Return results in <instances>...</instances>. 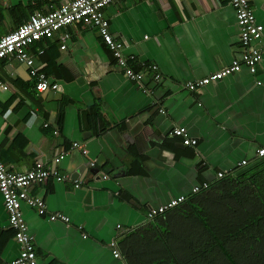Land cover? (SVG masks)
<instances>
[{
    "label": "crops",
    "instance_id": "0c3cea01",
    "mask_svg": "<svg viewBox=\"0 0 264 264\" xmlns=\"http://www.w3.org/2000/svg\"><path fill=\"white\" fill-rule=\"evenodd\" d=\"M65 1L4 0L0 37L31 13ZM251 2L264 24V0ZM104 10L110 31L129 45L126 53L158 66L160 80L145 73L147 89L125 75L97 28L80 23L63 28L70 34L66 49L56 33L40 43L44 54L31 51L57 90L38 91L27 64L0 61V79L9 85L7 90L0 86V160L23 172L37 163L51 166L58 152L67 150L57 166L60 173L83 180L76 188L74 181L49 177L32 187L31 194L43 197L50 212L70 217L68 224L50 221L23 205L39 264H224L228 261L218 247L206 241L204 217L193 208L152 219L147 213L210 182L215 186L204 191L199 207L214 220L218 199L228 188L236 189L219 182L222 178L243 170L259 178L264 53L255 73L243 67L190 91L185 83L240 56V27L230 0H118ZM132 65L142 69L139 62ZM178 127L198 143L185 145L174 133ZM75 141L88 155L71 148ZM242 160L248 164L239 167ZM219 171L225 175L218 177ZM231 205L237 204L231 200ZM19 254L0 193V264H15Z\"/></svg>",
    "mask_w": 264,
    "mask_h": 264
},
{
    "label": "built area",
    "instance_id": "2783aa9c",
    "mask_svg": "<svg viewBox=\"0 0 264 264\" xmlns=\"http://www.w3.org/2000/svg\"><path fill=\"white\" fill-rule=\"evenodd\" d=\"M3 1L0 0V4ZM116 1L118 0H69L63 2L59 7L49 9L45 13L41 11L31 13L27 21L15 30L0 37V61L3 59H16L27 64L31 68V74L37 79L36 88L38 91L57 90L59 85L51 82L47 74L35 65V57L31 51L33 50L40 55L44 54L45 49L41 47L40 43L45 38H53L56 33H59L62 42L61 48L66 49L70 34L64 32L63 28L73 23H80L97 28L103 42L112 51L117 63L126 69L125 75L138 82L139 88L147 89L143 84L145 73H152L157 81L161 79L162 74L156 64L138 60L135 54H127L126 49L129 45L110 31V21L106 17L104 9ZM230 2L236 10L237 23L240 27L239 37L242 44L240 56L234 58L229 65L208 76L185 83V87L190 91H197L205 85L220 81L226 76L239 72L243 67H247L252 73H255L263 59L264 24L258 21L251 0H230ZM134 62H139L142 69L136 70L132 65ZM0 86L5 90L9 88V85L1 79ZM160 112L164 113L165 110L160 109ZM174 133L181 136L187 146H195L198 143L197 139L187 135L185 127L175 128ZM71 148L80 150L83 155H88L86 146L78 141L73 142ZM66 152L67 150L58 152L51 166L37 163L31 169L23 172L10 170L0 160V193L3 196L5 209L9 215L10 227L14 230L15 240L20 247V254L15 260V264H39L34 235L30 232L23 213L22 207L24 204L35 208L38 214L47 217L50 221L70 223L69 216L61 212H50L43 197L31 194V189L35 184H42L49 177H53L60 182L74 181L76 188L82 187V179L73 180L69 174H61L57 167ZM257 156L259 158L264 157V145L258 149ZM247 164L248 160H242L239 167ZM96 165V161H90L91 167ZM217 175L223 177L225 172L219 171ZM103 178L107 179L108 175H104ZM209 186L210 182L198 184L193 187L192 193H199ZM187 198L188 195H180L157 208L152 207L148 210L147 217L152 219L159 214H163L185 202ZM111 246L114 247L115 257H121L116 241H113Z\"/></svg>",
    "mask_w": 264,
    "mask_h": 264
},
{
    "label": "trees",
    "instance_id": "16d2710c",
    "mask_svg": "<svg viewBox=\"0 0 264 264\" xmlns=\"http://www.w3.org/2000/svg\"><path fill=\"white\" fill-rule=\"evenodd\" d=\"M249 173V170H243L219 181L232 184L236 189L228 188L218 199L217 219L213 220L209 211L200 212L199 198L205 195L206 189L156 218L172 210L193 208L204 217L210 236L206 241H212L218 247L219 253L228 261L224 264H264V167L256 172L259 178L254 177L255 180ZM210 185V188L215 186L213 183ZM231 200L236 202L235 207H232Z\"/></svg>",
    "mask_w": 264,
    "mask_h": 264
},
{
    "label": "water",
    "instance_id": "95a60500",
    "mask_svg": "<svg viewBox=\"0 0 264 264\" xmlns=\"http://www.w3.org/2000/svg\"><path fill=\"white\" fill-rule=\"evenodd\" d=\"M78 177V176H77ZM154 208H157V207H154Z\"/></svg>",
    "mask_w": 264,
    "mask_h": 264
}]
</instances>
